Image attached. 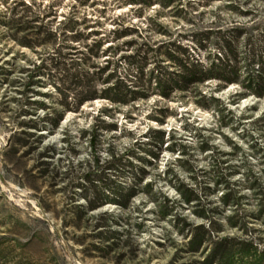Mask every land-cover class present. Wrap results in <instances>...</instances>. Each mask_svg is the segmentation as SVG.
I'll list each match as a JSON object with an SVG mask.
<instances>
[{
    "label": "rangeland",
    "instance_id": "obj_1",
    "mask_svg": "<svg viewBox=\"0 0 264 264\" xmlns=\"http://www.w3.org/2000/svg\"><path fill=\"white\" fill-rule=\"evenodd\" d=\"M10 7H56L54 28L72 12L98 19L77 29L99 32L98 40L107 36L103 50L132 39L114 42L109 35L119 29L110 19L126 14L133 19L124 27L134 25L153 41H166V32L192 37L211 27L264 34V0H0V264H200L218 242L232 256L228 264H264V97L240 98L239 86L219 90L213 82L201 90L218 102L178 92L123 107L96 100L63 115L48 80L25 94L30 72L50 48L16 41L24 34L9 30ZM151 16L158 26L149 25ZM92 41L69 44L85 50ZM62 115L50 133L28 129H51ZM93 125L101 160L129 150L135 168L96 184L85 180L95 157ZM219 178L241 197L237 210L223 205L227 187ZM86 197L121 205L90 212ZM202 215L213 224L194 254L188 230L206 225Z\"/></svg>",
    "mask_w": 264,
    "mask_h": 264
},
{
    "label": "trees",
    "instance_id": "obj_2",
    "mask_svg": "<svg viewBox=\"0 0 264 264\" xmlns=\"http://www.w3.org/2000/svg\"><path fill=\"white\" fill-rule=\"evenodd\" d=\"M134 4H152L154 0H132ZM170 2V1H169ZM25 6V4H24ZM9 30L13 36L24 34L22 39H16L21 45L34 48L45 46L50 48L48 59L42 60L35 71L30 72L29 80L25 85V94L46 79L59 94V105L63 115L67 112H78L89 102L103 100L118 107L129 106L138 101L148 100L153 96L163 99H173L178 92L194 96L204 102L212 101L214 97L204 93L201 87L205 84L216 83L219 90L231 85L241 88L240 98L264 97V34L258 36L248 35L243 29L207 28L192 37H179L170 32L164 33L166 41H153L151 35L144 34L140 28L132 25L124 27L126 20H132L129 15L114 16L111 20L119 29L110 32L112 40L118 42L124 38H132L121 45H110L103 50L104 44L109 40L95 39L99 32L85 33L77 28L98 19L83 16L79 18L75 12L64 16L54 28L56 20V7H10ZM142 16V11L137 13ZM149 25L157 23V18H148ZM158 26V23L156 24ZM261 25L258 26L259 30ZM264 33V29L261 30ZM15 38V37H14ZM31 38V39H30ZM92 39L91 44L80 50L69 44ZM30 40V41H28ZM213 49L220 50L213 52ZM103 63H98L100 59ZM37 79V81H35ZM199 102V101H196ZM199 104V103H198ZM206 108V107H204ZM39 109L46 112L44 105ZM49 115V114H46ZM63 115L51 123L52 128L30 126L34 132L49 131L58 128ZM49 122L48 117L45 119ZM51 121V120H50ZM89 145L94 152V162L85 176L88 183L96 184L112 173L122 172L127 168H135L131 151L119 155L108 153V159L103 161L99 156L98 140L100 131L93 125L89 129ZM34 134V133H31ZM160 134L159 132H151ZM151 137V136H150ZM157 150L163 145V135L159 139ZM208 150V149H207ZM156 157L155 154H153ZM225 182L226 193L221 200L224 206L239 208L241 197L231 189L227 180L219 178L218 183ZM87 211H95L107 204L121 205L120 201H105L99 203L96 198L86 197ZM192 202L190 198L185 199ZM207 221L194 230H188V246H193L191 252L198 253L203 250L205 238L209 234L208 226L213 224L212 219L202 215ZM237 217L232 216L230 220ZM246 224H243L245 226ZM233 228H240L239 222L230 223ZM216 243L211 252L203 257L200 264H228L231 254Z\"/></svg>",
    "mask_w": 264,
    "mask_h": 264
}]
</instances>
